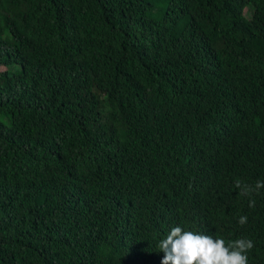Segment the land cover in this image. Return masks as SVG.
<instances>
[{"label": "trees", "instance_id": "trees-1", "mask_svg": "<svg viewBox=\"0 0 264 264\" xmlns=\"http://www.w3.org/2000/svg\"><path fill=\"white\" fill-rule=\"evenodd\" d=\"M233 172L264 181V0H0V264H161Z\"/></svg>", "mask_w": 264, "mask_h": 264}, {"label": "clouds", "instance_id": "clouds-1", "mask_svg": "<svg viewBox=\"0 0 264 264\" xmlns=\"http://www.w3.org/2000/svg\"><path fill=\"white\" fill-rule=\"evenodd\" d=\"M202 187L207 194L206 205L201 208L207 213L213 209L221 214L219 234L211 235L186 231L180 226L171 228L166 238L161 239L157 248L165 254L161 264H253L264 254V229L259 225L252 227L243 226L249 217L253 219L252 207L264 202V195H254L264 188V181H257L254 186L249 180V185L241 184L233 172L231 181L218 180L207 177ZM189 182L190 189L197 193L202 184ZM241 189V195H246L249 200L247 216H240L238 223L241 226L224 233L223 225L233 211V192ZM183 190V189H182ZM227 196V197H225Z\"/></svg>", "mask_w": 264, "mask_h": 264}, {"label": "rangeland", "instance_id": "rangeland-1", "mask_svg": "<svg viewBox=\"0 0 264 264\" xmlns=\"http://www.w3.org/2000/svg\"><path fill=\"white\" fill-rule=\"evenodd\" d=\"M246 15L247 16H251L252 15V13H253V8L252 7H250V6H248L247 8H246Z\"/></svg>", "mask_w": 264, "mask_h": 264}]
</instances>
